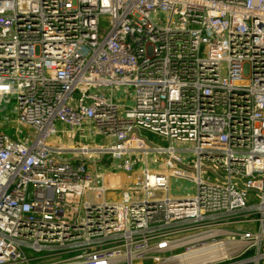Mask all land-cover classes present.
<instances>
[{"label":"built area","instance_id":"1","mask_svg":"<svg viewBox=\"0 0 264 264\" xmlns=\"http://www.w3.org/2000/svg\"><path fill=\"white\" fill-rule=\"evenodd\" d=\"M5 96L0 264H264V0H0Z\"/></svg>","mask_w":264,"mask_h":264},{"label":"rangeland","instance_id":"2","mask_svg":"<svg viewBox=\"0 0 264 264\" xmlns=\"http://www.w3.org/2000/svg\"><path fill=\"white\" fill-rule=\"evenodd\" d=\"M101 22H102L101 30L106 31L107 30L106 19L102 18ZM123 90L124 89H121V91H119L117 93H120L122 95ZM130 90L131 89H129V91ZM114 99L116 101H118V99L116 97ZM14 105H15L14 96H5V97H2L0 99V132L5 133L10 138H17V139L24 140V141L30 143L33 136H34V132L30 131L28 138L25 139V133H26L25 128L19 126L15 122L16 114L14 112ZM56 125L59 126L58 123ZM86 138L87 139L96 138V136H94V135L86 136ZM139 166L143 167V164L141 163ZM149 168H150V170H152L154 168H157V166H153L152 164H150ZM122 178H123V182H124L123 184L130 181V178L127 175H123ZM138 182H139V180L136 183H138ZM192 191H193V189H192L191 183L182 182V181L174 182V184L171 185V190H170L171 193L179 192L181 195L191 194Z\"/></svg>","mask_w":264,"mask_h":264}]
</instances>
